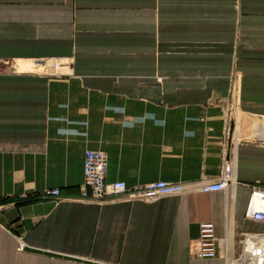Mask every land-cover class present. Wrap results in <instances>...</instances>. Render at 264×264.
Returning <instances> with one entry per match:
<instances>
[{
	"label": "crops",
	"instance_id": "crops-1",
	"mask_svg": "<svg viewBox=\"0 0 264 264\" xmlns=\"http://www.w3.org/2000/svg\"><path fill=\"white\" fill-rule=\"evenodd\" d=\"M261 138L264 0H0V264L234 263L264 235L245 217ZM85 150L130 190L213 181L225 158L233 185L84 200ZM203 222L213 259L190 255Z\"/></svg>",
	"mask_w": 264,
	"mask_h": 264
},
{
	"label": "built area",
	"instance_id": "built-area-1",
	"mask_svg": "<svg viewBox=\"0 0 264 264\" xmlns=\"http://www.w3.org/2000/svg\"><path fill=\"white\" fill-rule=\"evenodd\" d=\"M261 140L264 143V138H261ZM106 170L107 159L104 153L85 150L83 156V182L80 186L82 199L101 202L120 196H127L129 198L152 201L161 197L176 196L189 192H225L233 185L234 179L233 164L227 158L222 161L215 180L193 184H169L159 181L130 190L124 182L105 183ZM249 191L245 217L264 225V185H251L249 186ZM24 198H26V195L20 197V199ZM39 198L57 200L59 198V190H49L40 194ZM223 245L224 239L215 236L213 224L203 222L198 225V237L190 242V255L198 260L213 259L218 256L219 249ZM21 250L22 246L20 245L18 251ZM233 262L235 264H264V236L246 235L242 242L241 255Z\"/></svg>",
	"mask_w": 264,
	"mask_h": 264
},
{
	"label": "trees",
	"instance_id": "trees-1",
	"mask_svg": "<svg viewBox=\"0 0 264 264\" xmlns=\"http://www.w3.org/2000/svg\"><path fill=\"white\" fill-rule=\"evenodd\" d=\"M39 200V195L37 194H27L26 195V198L24 199H17V200H14L15 204L16 205H23V204H29V203H33V202H36ZM12 202L11 200H2L0 201V205H3V204H7V203H10Z\"/></svg>",
	"mask_w": 264,
	"mask_h": 264
},
{
	"label": "rangeland",
	"instance_id": "rangeland-1",
	"mask_svg": "<svg viewBox=\"0 0 264 264\" xmlns=\"http://www.w3.org/2000/svg\"><path fill=\"white\" fill-rule=\"evenodd\" d=\"M47 64L50 66V68L52 69V71H49V72H46V71H37V73L54 74V73H57L58 71H60V70L58 69V66H57V68H54V67H53V64H51V63H47ZM231 80H232V81L235 80V76H234V75H233V77L231 78Z\"/></svg>",
	"mask_w": 264,
	"mask_h": 264
},
{
	"label": "bare ground",
	"instance_id": "bare-ground-1",
	"mask_svg": "<svg viewBox=\"0 0 264 264\" xmlns=\"http://www.w3.org/2000/svg\"><path fill=\"white\" fill-rule=\"evenodd\" d=\"M58 65V64H57ZM54 67V65H53ZM39 71H46V72H49V71H52V69L50 68V66L47 64L45 67H42L39 69ZM261 235V234H260ZM261 236H264V235H261ZM227 264H235V263H227Z\"/></svg>",
	"mask_w": 264,
	"mask_h": 264
}]
</instances>
